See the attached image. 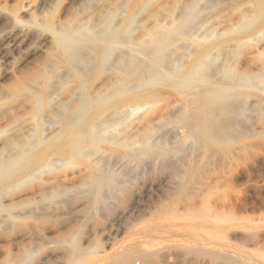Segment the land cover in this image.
Segmentation results:
<instances>
[{"label":"rangeland","instance_id":"374dc122","mask_svg":"<svg viewBox=\"0 0 264 264\" xmlns=\"http://www.w3.org/2000/svg\"><path fill=\"white\" fill-rule=\"evenodd\" d=\"M43 1L0 0V7L5 6L14 12L18 11L15 12L16 16L21 17L19 19L25 23L34 19L52 18L55 21H68L74 16V26H80V23L89 27L95 22H100L99 24L103 22V29L110 28L111 31L112 29L114 31L117 26L126 22V26L120 31L121 39L127 41L128 44L134 43V49L137 51L139 48L141 57L140 60L137 59L139 64L135 67L133 58H130V55L126 53L124 56V51L119 48L115 49L117 51L112 50L107 54L105 60L101 59L99 50L96 52L95 48H91L84 52L83 56L86 57L81 59L89 58L88 63L81 67V80L75 78L73 74L65 75L66 68L58 65L51 70L52 74L51 71L49 72L46 79L50 85H55V91L51 90L54 92L43 93L45 91L42 90V85L33 84L31 85L35 89L31 87V92L27 90L14 92L8 89V85L12 83L11 78L17 77V69L22 64L25 55L33 54L34 48L30 43H27L28 41L22 45L23 47H17L0 40V81H3L0 82V100H2L0 101V157L5 151L7 152L4 155L17 153L16 150H19L20 144H23L22 141L27 136L29 138L32 132V136L35 133L36 137L42 136V138L48 139L54 133L62 131L65 126L63 122L65 114L80 106L84 100H95H91L92 112L84 122L79 123L73 131L71 130L67 134L65 140L74 138L78 134L84 136L85 139L92 135L99 136L98 141L80 147L74 151V154L64 153L57 158H52L50 163L46 162L40 173L35 174L33 178L17 186V189L14 188L10 193L0 195V221L8 220V227H10H7L6 230V228L1 229L0 226V264H8L15 259L20 250L29 249V247L33 255L29 257L31 259L26 264H68V262L69 264L72 262L73 264H110L111 261L113 264H225V262L229 264V260L235 256L219 252L216 249L215 244L210 242L207 235L206 223H198V229L202 230H196L192 236L185 232L184 224L171 222L167 218L170 216L168 214L172 212H176L177 216H183L187 211L206 204L213 208H233L237 215L245 216L251 220L263 219L264 9L260 8L259 0H197L196 9L187 15V21L183 26L184 37L172 38V42L156 56L154 55L155 51L147 49V46L144 51V46L141 47L140 44H147V41L152 38L156 40L155 46H157L159 41L171 36V33L176 29V22L180 23L179 20L185 12L183 8L192 0H90V4L87 3L88 0H45L48 11L44 10L45 12L42 13L39 8ZM28 8L31 10L29 15L25 12ZM106 12L110 14L108 17L104 16L107 14ZM74 13L75 15H73ZM33 14H35L34 17ZM27 15L28 18H26ZM68 16L69 19H67ZM30 17L32 18L30 19ZM78 20L79 23H76ZM93 30L89 33L92 34ZM145 35L149 36V39L143 43ZM136 39L138 40L135 41ZM205 49H207V53L202 55ZM153 55L154 63L152 62V65L145 64ZM120 56L121 58L118 59ZM122 59L124 61L119 62ZM4 62L6 64H3ZM14 62L15 64H13ZM93 63L95 64L93 65ZM87 64L89 66H86ZM193 64L194 70L190 76H187L185 73ZM108 65H111L110 68ZM115 65L116 67H114ZM92 66L94 67L92 68ZM119 66L123 68L124 73ZM132 66L135 68L132 69ZM105 67L109 70L106 71ZM3 69L5 71H2ZM86 69L89 71L86 72ZM152 74L155 75L152 76ZM114 78H116L115 81ZM208 80L213 82L212 87H214L213 90H209L210 95L217 94L216 91L219 90L217 85L229 84L227 87H223L225 89L221 92L222 95L233 96L226 102L216 101L210 106V111L214 113L221 109V105H223L222 108L226 107V118L222 119L224 121L219 120L223 124L217 123L218 126L220 124L223 127L226 126V134L229 133L227 136L233 140L229 148H223L220 145L210 146L211 150L214 149V153H211L210 147L208 150L211 152L207 150L205 141L195 135L193 129L191 130V125L186 126L188 121L185 123L188 116H190L188 119L192 120L198 117V112L192 108L196 107L197 99L194 100L192 96L196 95L197 91L200 93L204 89L202 86ZM124 81L128 87H131H129L130 93L142 95L144 98L146 97V100L138 105L124 108L105 107L96 116L94 110L97 98L102 94H105L104 96L111 95L113 88ZM145 81L148 86L142 84ZM107 82L109 83L107 84ZM137 82L139 83L137 84ZM193 87L194 89H192ZM37 89L42 90L43 93L41 96L43 110L39 116H34V112L31 110L32 101H34L32 95ZM79 91H82V98L77 96ZM96 91L98 92L96 93ZM99 93L100 95H98ZM67 95L70 97L68 98ZM187 98L189 101L185 100ZM67 99H69L68 102ZM220 100L222 101V99ZM69 104H72L73 107ZM61 106H64L63 109ZM56 112L62 114V116L60 113L58 114L60 119L58 115L55 116ZM52 115L56 119L51 117ZM192 120L193 123L196 119ZM180 121L184 123H180ZM48 122H52V127ZM57 122L60 123L57 124ZM182 128L184 129L182 130ZM186 129H190V131H186ZM181 134L183 138L188 137V139L182 140ZM204 152L209 153L205 154ZM152 154L156 160L152 159L154 158ZM149 155L152 158L148 159ZM143 156H145L144 159ZM122 159L123 162H120L119 160ZM146 159H148V163L143 164L142 162L146 163ZM116 160L120 163L118 164ZM152 161L156 163L153 165ZM157 165L159 169L155 168ZM103 167L105 170L111 169L112 172L110 170L103 172ZM192 167H194V171ZM190 168L191 173H189ZM114 169L115 172H113ZM137 172L141 173L137 174ZM97 176H100L103 181L95 180L94 182L97 183H93ZM180 178L183 181H178ZM177 182L178 184H176ZM40 184L47 192L39 200L32 199L24 211L4 208L20 197L32 196ZM50 190L56 193L51 196L53 193ZM112 193L114 194L112 195ZM97 207L98 209H96ZM16 214H25L27 218L18 220ZM260 229L251 232L232 231L228 235V241L236 243L244 249H247V244L249 245L247 250L256 249L264 252V227ZM159 231H162V234ZM165 233L167 234L165 235ZM115 246L116 248H114ZM75 249L79 251V255ZM80 250L83 253L82 251L80 253ZM150 253L151 255H149ZM113 255L114 257L118 256L115 257V260L118 259L116 260L118 263H114ZM156 255L157 258L154 257ZM210 255L212 259L209 258ZM43 259L46 260L43 261ZM128 260L130 263H127ZM233 260L242 264L236 258ZM82 261L85 262L82 263Z\"/></svg>","mask_w":264,"mask_h":264},{"label":"bare ground","instance_id":"6f19581e","mask_svg":"<svg viewBox=\"0 0 264 264\" xmlns=\"http://www.w3.org/2000/svg\"><path fill=\"white\" fill-rule=\"evenodd\" d=\"M18 1V0H17ZM27 1V0H25ZM31 1V0H30ZM90 0H88L87 3H89ZM131 1V0H130ZM196 1L197 0H192V2H190V4H188L185 8H183L185 10L184 14L181 16L180 18V23L177 24L176 22V29L174 32L171 33V36H167L165 37V39L159 41L158 45H156V40L154 39H150V41L147 39H149L148 37H146L147 35H145L144 38H146V40H144L143 38V43L144 41H147L148 43L146 44H140L141 47H143L145 49V46H147V49H152V51H155L156 54H154L155 56L158 55L160 53V51L162 49H164V47L168 46L171 42H172V38L174 37H181L183 36L184 34V29H183V26H185V23L187 21V18L189 15V13H193L194 10L196 9ZM20 2V1H19ZM29 2V1H28ZM57 2V1H56ZM79 2V1H78ZM91 2V1H90ZM76 3V2H75ZM74 3V4H75ZM85 3V2H84ZM56 4V3H55ZM66 4V3H65ZM90 4V3H89ZM41 5V4H40ZM84 5V4H83ZM36 6V5H35ZM90 6V5H89ZM116 6V5H115ZM128 6V4H127ZM259 6L260 8L263 10L264 9V0H259ZM24 7V6H22ZM32 7V5H31ZM34 7V6H33ZM49 7V6H48ZM58 7V6H57ZM56 7V9H57ZM118 7V6H117ZM37 8V7H36ZM63 8V7H62ZM24 9V8H23ZM42 13L45 12V11H48V8H47V4L45 3V0L43 1V4L40 6V8ZM80 9V8H79ZM78 9V10H79ZM117 9V8H116ZM115 9V10H116ZM45 10V11H44ZM60 10V8H59ZM114 10V9H113ZM31 10L28 8L25 12L28 13L29 15V12ZM62 11V9H61ZM65 11V9H64ZM103 11V10H101ZM119 11V10H118ZM16 12V11H15ZM15 12L13 10H9L7 9L5 6L4 7H0V40H3V41H6V43L9 44H13L14 46H21L23 47L22 45L26 44V41H28L27 43H30V45H32V47L34 48L33 50V54L29 55L28 53L25 55V58L23 59V62L22 64L19 66V68L17 69L18 71V74H17V77H15V74H13V76L15 77L14 79L11 78V81L12 83L10 85H8V89H11L12 91L14 92H19L20 90H27L29 92H31V87H33L35 89L34 86H32L31 84L33 85H42L43 88L42 90L45 91L43 93H47V92H54L55 90V85L53 84H49L48 81H46L47 79V76L49 74V72L55 67V66H58V65H62L64 68H66V74L65 75H74L75 78L81 80L80 76H82L81 74V67H84L86 63H88V59H84V60H81L82 57L85 58L83 56V54H85L84 52L86 50H89V49H96V52L99 50L100 52V55H101V59L102 60H105L107 54H109L110 52H112V50H115L118 48L121 50V51H124L123 55L126 54H129L130 55V58H133V66H138L139 64V61L137 59L140 60V57H141V53L140 51H138L139 48H137L136 46V43H135V47L137 48V51L134 49V46L132 43V45L128 44L127 41H124L121 39V30L124 29V27L126 26V22L125 23H122L120 24L119 26H117V28L113 31H111V29H103V22H101V24H99L100 22H95L92 24V26H89L87 27V25H81L79 23V20L78 22L76 23H79L80 26H74L73 23H74V16L75 13L72 15L73 18H71L70 20L68 21H55L52 19H34L32 21H28L27 23H25V21L19 19L21 17H17ZM18 12V11H17ZM16 12V13H17ZM52 12V11H51ZM55 12V11H54ZM76 12V11H75ZM78 12V11H77ZM39 13V12H38ZM101 13V12H100ZM107 13V12H106ZM51 14V13H50ZM56 14V12H55ZM61 14V12H60ZM65 14V13H64ZM63 14V15H64ZM77 14V13H76ZM83 14V13H82ZM87 14V13H86ZM28 15L26 18H28ZM35 14H33V17H34ZM49 15V14H48ZM78 15V14H77ZM81 15V14H80ZM110 14H105L104 16H107ZM19 16V15H18ZM23 16V15H22ZM60 16V15H59ZM85 16V15H84ZM97 16V15H95ZM23 17V18H24ZM39 17V16H38ZM51 17V16H50ZM88 17V16H87ZM32 17H30L31 19ZM42 18V17H40ZM49 18V17H48ZM81 19V17H79ZM95 18V17H94ZM69 19V16L68 18ZM92 19V18H91ZM104 19V18H103ZM106 19V18H105ZM27 20V19H26ZM95 20V19H94ZM101 20V18H100ZM89 21V20H88ZM82 23V22H81ZM87 23V22H86ZM85 23V24H86ZM90 24V23H89ZM78 25V24H77ZM174 26V25H173ZM114 27V26H113ZM112 27V28H113ZM175 28V27H174ZM94 29V30H93ZM91 30H93V33H89ZM172 30V29H170ZM127 33V32H126ZM155 33V31H154ZM153 33V34H154ZM149 34V33H148ZM152 34V35H153ZM126 35V34H125ZM123 35V36H125ZM151 35V36H152ZM170 35V34H169ZM150 36V37H151ZM126 37V36H125ZM184 37V36H183ZM132 38V37H131ZM130 38V39H131ZM29 39V40H28ZM124 39V38H123ZM135 39V38H134ZM126 40V39H125ZM138 39H136L135 41H137ZM142 40V39H141ZM2 41V42H3ZM133 41V40H132ZM140 41V40H139ZM5 44V42H4ZM138 44V43H137ZM29 45V44H28ZM26 45V46H28ZM133 46V47H132ZM153 47V48H150V47ZM3 47V46H2ZM13 47V46H12ZM139 47V46H138ZM140 47V48H141ZM14 48V47H13ZM25 48V47H24ZM141 49L142 51L144 49ZM4 50H6L4 48ZM17 50V49H15ZM25 50V49H23ZM115 50V51H117ZM12 51V50H11ZM26 51V50H25ZM93 51V50H92ZM146 51V49L144 50ZM150 51V50H148ZM2 52V51H1ZM32 52V51H31ZM30 52V53H31ZM120 52V51H119ZM8 53V51H7ZM20 53V52H19ZM121 53V52H120ZM207 53V49L204 50V52L202 53V55L206 54ZM22 54V53H21ZM8 55V54H7ZM14 55V54H13ZM17 55V54H16ZM154 55L152 57L149 58V60L147 61L148 63H145V64H148V65H152V62L154 63ZM198 55V54H197ZM201 55V56H202ZM6 57V54L4 55ZM89 56V55H87ZM15 57V56H14ZM13 57V58H14ZM128 57V55H127ZM4 58V57H3ZM95 58V57H94ZM110 58H113V57H110ZM120 57H118V59H120ZM6 59V58H5ZM9 59V58H8ZM15 59V58H14ZM108 59V58H107ZM199 59V58H198ZM197 59V60H198ZM95 60V59H94ZM8 61V60H7ZM90 61V60H89ZM111 61V60H110ZM114 61V60H113ZM124 61L123 59L122 60H119V62H122ZM130 61H132V59H130ZM16 62V60H15ZM15 62L13 64H15ZM91 62H94V61H91ZM115 62V61H114ZM107 63V62H106ZM3 64H6L5 62ZM12 64V65H13ZM95 63H93L94 65ZM105 64V63H104ZM111 64V63H110ZM119 65L121 63H118ZM123 64V63H122ZM90 65H92L90 63ZM113 65V64H112ZM124 65V64H123ZM7 66V65H5ZM4 66V67H5ZM86 66H89V64H87ZM111 65H108V68H110ZM132 66V69L135 68ZM8 67V66H7ZM94 66H92L93 68ZM116 67V65L114 66ZM113 67V68H114ZM118 67V66H117ZM120 67V66H119ZM194 64L192 66H190L187 70V72L185 73L187 76H190L191 73L193 72L194 70ZM14 68V66H13ZM107 68V67H105ZM106 69V71H108L109 69ZM121 68V67H120ZM119 68V69H120ZM7 69V68H6ZM84 69V68H83ZM115 69V68H114ZM85 70V69H84ZM88 69H86V72ZM103 70V68H102ZM121 70H123V68H121ZM2 71H5L4 69ZM13 71V70H12ZM83 71V70H82ZM140 71V70H139ZM1 72V71H0ZM124 73V70L122 71ZM3 73V72H2ZM4 74V73H3ZM51 74H52V71H51ZM64 74V73H62ZM157 74V73H155ZM155 74H152L155 75ZM103 75V74H101ZM117 75V74H116ZM6 76V75H5ZM70 77V76H69ZM91 78V74L89 76ZM115 77V76H114ZM63 78V77H62ZM68 78V77H67ZM150 78V77H149ZM148 78V79H149ZM116 78H114V81H115ZM5 80V79H4ZM66 80V79H64ZM83 80V79H82ZM143 80V79H141ZM7 81V80H6ZM147 81V80H146ZM145 81V83H146ZM0 82H3V81H0ZM55 82V81H54ZM84 82V81H83ZM149 82V81H148ZM109 82H107L108 84ZM114 83V82H113ZM126 81L124 82H121L119 84H117V87L113 88V92L111 95L109 96H104L105 94H102L100 95V93L98 95H100L98 98H97V102H96V108L94 111H96V116L99 114V112H101L103 109L102 108H105V107H110V106H114V107H129V106H134V105H138V103H141V102H144L146 99V97L144 98L142 95H139V94H132L130 93L129 89L130 88L125 84ZM139 82H137L138 84ZM141 83V81H140ZM142 83L143 85H147L148 84L146 83ZM206 84L202 86V88H204L202 91H197L195 90L196 92V95H193L192 98H194V100H196V107H192L193 109H196V111L198 112V117H196L195 120L193 123L191 122L190 119H188L190 116H188L187 120L185 121V123L188 121V124L186 123V126L188 125H191V130L193 129L195 135L197 137H199L200 139L204 140L206 145H207V150L209 149L208 147L212 146V145H220L222 146L223 148H229L230 145L232 144V139L231 137H228L227 135L229 134H226V126L223 127L221 126H218V123L219 120H222L224 118H226V115H227V112H225L226 110V107L225 108H222L223 105H221V109H219V111L217 112H212L210 111V106L212 103H215L216 101H219V102H226L228 101L229 99H231L233 96H229L228 94L226 95H222V92L225 88L223 87H227L229 84L227 85H224V86H221V85H217L219 90L217 89L216 93L217 94H214V95H210V91L209 90H213L214 87H212L213 85V82L208 80L205 82ZM224 84V83H222ZM77 85V84H76ZM112 85V84H111ZM135 85V83H134ZM133 85V86H134ZM105 86V85H104ZM140 86V84H139ZM29 87V88H27ZM40 87V86H39ZM110 87V86H109ZM5 88V87H4ZM105 88V87H104ZM142 88V87H141ZM194 89V87L192 88ZM5 90V89H4ZM42 90L40 89H37L33 92V97H34V101L33 102V105L31 107V110L34 112V116H39L41 111L43 110L42 108V95L43 93L41 92ZM51 90H54V91H51ZM77 90V89H76ZM99 90V89H98ZM103 90V89H102ZM106 90V89H105ZM83 91V90H82ZM82 91H79L77 93V96L79 98H82V94L81 92ZM4 92V91H3ZM8 92V91H6ZM98 91H96L97 93ZM2 93V92H1ZM104 93V91H103ZM75 94V93H74ZM94 91H93V95H94ZM47 96L50 95V94H46ZM235 95V94H233ZM27 96V95H26ZM30 96V95H28ZM68 96V95H67ZM74 96V95H73ZM147 96V95H146ZM31 97V96H30ZM70 96H68L69 98ZM95 97V96H94ZM188 97H190L188 95ZM240 97V96H238ZM9 98V97H8ZM13 98V97H12ZM67 98V97H66ZM93 98V97H92ZM5 100V98H3ZM91 99V97H90ZM152 99V98H151ZM222 99V101L220 100ZM11 100V99H10ZM69 99H67V102H68ZM84 100V99H83ZM82 100V101H83ZM92 100V99H91ZM84 100L80 106H78L77 108L75 109H71L70 111H68L65 115V119L63 120L64 122V128L62 131H58L56 133L53 134L52 137L48 138V139H44L42 138V136H38L36 137L35 136V133H34V136H32L33 132L32 130L35 129H30L31 130V136H27V138L22 141L23 144H20V147L18 148L19 150H16L18 151L17 153L15 154H9V155H4L7 151H5V153H3V155L0 157V195H6L8 193L11 192V190H13L14 188L17 189L16 187L23 184L24 182H27L30 178H33V176L37 173H40V170L43 168L44 165H46V162H49L52 158H57L58 156H60V154H63L66 153V154H74V151H77L80 147L82 146H85L87 144H93L94 141H98L97 139L99 138V136H90L88 138L85 139L84 136H82L81 134H78L76 135L74 138H71V139H67L65 140L67 134L73 129L74 127H76L79 123L81 122H84L87 117L89 116V114L92 112V101L94 100ZM185 100H188L189 99H185ZM192 100V99H190ZM2 101V100H0ZM7 101V99H6ZM95 101V100H94ZM29 102H31L29 100ZM192 104L194 102H191ZM190 103V104H191ZM65 104H67L65 102ZM191 104V105H192ZM64 105V104H62ZM68 105V104H67ZM72 104H69V106H71ZM194 106V105H192ZM64 107V106H63ZM63 107L61 106V108L63 109ZM73 107V105L71 106ZM48 108V105L46 107V110ZM59 108V109H61ZM66 108V106H65ZM67 108L69 109V107L67 106ZM228 109V108H227ZM125 110H128V109H125ZM45 111V110H44ZM62 112V110H59ZM124 111V110H123ZM64 112V111H63ZM62 112V113H63ZM121 112V111H120ZM188 112V110H187ZM185 112V114L187 113ZM60 113V112H59ZM58 113V114H59ZM32 115V113H30ZM55 114V113H54ZM57 112H56V115H58ZM121 114V113H120ZM181 114V113H180ZM179 114V115H180ZM188 114V113H187ZM43 115V114H42ZM60 115L62 116V114L60 113ZM48 116V115H47ZM186 116V115H185ZM31 117V116H30ZM53 117V115L51 116ZM50 117V118H51ZM59 117V115H58ZM117 117V116H116ZM32 118V117H31ZM42 118V117H41ZM55 118V117H53ZM33 119V118H32ZM44 119V118H42ZM56 119V118H55ZM60 119V117H59ZM113 119V118H112ZM173 119V118H172ZM177 119L179 120L180 119V116L179 118L177 117ZM40 120V119H39ZM46 122H47V119H45ZM50 120V119H49ZM177 120V121H178ZM192 120V121H193ZM52 121V120H51ZM176 121V119H175ZM224 121V120H222ZM36 122V121H35ZM116 122V121H115ZM179 122V121H178ZM182 121H180L181 123ZM218 122V123H217ZM52 127V122H48ZM60 123V122H59ZM57 122V124H59ZM98 123V122H96ZM179 123V124H180ZM184 123V122H182ZM223 124V122H221ZM38 124V123H37ZM56 124V125H57ZM178 124V123H177ZM55 126V125H54ZM185 126V127H186ZM47 127V126H46ZM45 127V128H46ZM184 127V126H183ZM54 128V127H53ZM188 128V127H186ZM48 129V127H47ZM57 129V128H56ZM86 129V128H85ZM184 128H182L183 130ZM49 130H51L49 128ZM157 130V129H156ZM180 130V131H182ZM36 131V130H35ZM48 131V130H47ZM91 131V130H90ZM151 131V130H149ZM148 131V132H149ZM185 131V130H184ZM186 131H190V129H186ZM94 132V131H93ZM106 132V131H105ZM104 132V134H105ZM192 132V131H191ZM228 132V130H227ZM46 133V131H45ZM84 133V132H83ZM92 133V131H91ZM96 133V132H95ZM94 133V134H95ZM98 133V132H97ZM96 133V134H97ZM150 133V132H149ZM185 133V132H184ZM190 133V132H189ZM73 134V133H72ZM70 134V135H72ZM95 134V135H96ZM144 135V134H143ZM147 136H149V134H146ZM192 135V134H191ZM190 135V136H191ZM45 136V135H44ZM101 136V134H100ZM145 136V135H144ZM183 135L181 134V138L182 140L184 138L188 139V137H182ZM185 136V135H184ZM169 138V137H168ZM192 138V137H190ZM189 138V139H190ZM181 141V140H180ZM138 142V141H137ZM140 142V141H139ZM184 142V141H183ZM133 143V142H132ZM143 143V142H142ZM171 143V142H170ZM130 144V143H128ZM134 144V143H133ZM132 146V144H130ZM129 145V146H130ZM136 145V144H135ZM15 146V145H13ZM125 146V145H124ZM123 146V147H124ZM128 146V147H129ZM130 146V147H131ZM137 146V145H136ZM166 146V145H165ZM200 146H203L200 144ZM120 147V146H119ZM147 147V146H146ZM164 147V145H163ZM162 147V148H163ZM7 148V146H6ZM12 148V147H10ZM160 148V149H162ZM165 148V147H164ZM167 148V147H166ZM201 148V147H200ZM203 148V147H202ZM16 149V147H15ZM131 149V148H130ZM169 149V148H168ZM206 149V148H205ZM7 150V149H6ZM84 150V149H83ZM123 150V149H122ZM203 150V149H202ZM210 150H211V147H210ZM214 150V149H213ZM213 150L209 151L211 153H214ZM15 151V150H14ZM139 151V150H138ZM157 151V150H156ZM169 151V150H168ZM206 151V150H204ZM3 152V151H2ZM81 152V151H79ZM83 152V151H82ZM127 152V151H126ZM137 152V151H136ZM161 152V151H160ZM164 152V151H163ZM207 152V153H209ZM9 153V152H8ZM77 153V152H76ZM124 153V152H123ZM200 153V152H199ZM205 154H207L206 152H204ZM78 154V153H77ZM157 154V153H156ZM201 154V153H200ZM199 154V155H200ZM218 154V153H217ZM216 154V155H217ZM79 155V154H78ZM113 155V154H112ZM115 155V154H114ZM139 155V154H138ZM159 155V154H158ZM165 155V154H164ZM204 155V154H202ZM209 155V154H208ZM211 155V154H210ZM209 155V156H210ZM69 156V155H68ZM82 156V155H80ZM147 156V155H145ZM145 156H143V159L145 158ZM153 156V154H152ZM166 156V155H165ZM215 156V155H214ZM79 157V156H78ZM141 157V156H140ZM154 157V156H153ZM63 158V156H62ZM70 158V157H69ZM130 158V157H128ZM149 158H152L150 155L148 156V159ZM203 158V157H202ZM64 159V158H63ZM121 159V158H119ZM141 159V158H139ZM142 159V160H143ZM148 159H146V163L145 162H142L143 164H147L148 163ZM152 159H155L156 158H152ZM208 159V158H206ZM210 159V158H209ZM208 159V160H209ZM217 159V158H216ZM54 160V159H53ZM57 160V159H56ZM135 160V159H134ZM151 160V159H150ZM149 160V161H150ZM162 160V159H161ZM207 160V161H208ZM212 160V159H211ZM60 161V160H59ZM118 162V160H116ZM120 162L122 161L123 162V159L122 160H119ZM206 161V160H205ZM206 161V162H207ZM227 161V160H226ZM62 162V161H61ZM116 162V163H117ZM118 162V164L120 163ZM130 162H132V160H130ZM151 162V161H150ZM153 162V165L154 161ZM161 163L163 161H160ZM193 162V161H192ZM200 162V161H199ZM211 162V161H210ZM50 163V162H49ZM141 163V164H142ZM194 163V162H193ZM202 163V162H201ZM129 164V163H128ZM131 164V163H130ZM129 164V165H130ZM158 164V163H157ZM169 164V163H168ZM187 164V163H186ZM192 164V163H191ZM195 164V163H194ZM156 165V164H155ZM167 165V164H166ZM171 165V164H170ZM204 165V164H203ZM89 166V165H88ZM123 166V165H121ZM127 166V165H126ZM165 166V165H163ZM187 167V165H185ZM189 166V164H188ZM192 166V165H191ZM190 166V167H191ZM201 166V165H200ZM206 166V164H205ZM97 167V165H96ZM102 167V166H100ZM114 167V166H113ZM124 167V166H123ZM149 167V166H148ZM147 167V169H149ZM167 167V166H166ZM170 167H174V166H170ZM196 167V166H195ZM108 168V167H107ZM115 168V167H114ZM129 168V167H128ZM152 168V167H150ZM154 168V166H153ZM152 168V169H153ZM157 169L158 168V165L157 167H155ZM194 167H192V170H193ZM197 168V167H196ZM104 169V167L102 168ZM101 169V170H102ZM127 169V168H126ZM125 169V170H126ZM198 169V168H197ZM196 169V170H197ZM93 170V169H92ZM100 170V171H101ZM107 170H110L111 169H107ZM107 170H103V172L107 171ZM113 170V169H112ZM129 170V169H128ZM144 170V169H143ZM169 170V169H168ZM185 170H187V168H185ZM191 173V168L189 169ZM202 170V169H201ZM150 171V169H149ZM162 171V170H161ZM183 171V170H182ZM194 171V170H193ZM192 171V172H193ZM203 171V170H202ZM99 172V171H98ZM112 172V171H111ZM115 172V169L114 171ZM143 172V171H142ZM146 172V170H145ZM152 172V171H150ZM179 172V171H178ZM204 172V171H203ZM96 173V172H95ZM100 173V172H99ZM110 173V172H109ZM128 173V172H127ZM141 173V172H140ZM137 172V174H140ZM148 173V171L146 172ZM202 173V172H201ZM106 174V173H105ZM111 174V173H110ZM113 174V173H112ZM124 174L126 175V171L124 172ZM123 174V175H124ZM130 174V173H129ZM132 174V173H131ZM144 174V173H143ZM184 174V173H182ZM200 174V172H199ZM147 175V174H145ZM175 175V174H174ZM189 175V174H188ZM191 175V174H190ZM189 175V176H190ZM195 175V174H194ZM193 175V176H194ZM198 175V174H197ZM78 176V175H77ZM93 176V175H92ZM104 176V175H103ZM108 174L106 175V178H107ZM138 176V175H136ZM176 176V175H175ZM181 176V175H180ZM183 176V175H182ZM40 177V176H38ZM37 177V178H38ZM129 177V176H128ZM123 178V177H121ZM134 178V177H132ZM183 178V177H182ZM195 178V177H194ZM199 178V177H198ZM94 179V178H93ZM127 179V178H126ZM187 179V178H186ZM190 179V178H189ZM88 180V179H86ZM97 181V182H101L103 181L102 178H100V176H97L96 179L93 180V183H97V182H94V181ZM123 180V179H122ZM121 180V181H122ZM182 179L180 178V180L178 179V181H181ZM89 181V180H88ZM127 181V180H125ZM124 181V182H125ZM183 181V180H182ZM86 182V181H85ZM84 183V182H83ZM123 183V182H121ZM197 183V182H196ZM178 184V182L176 183ZM82 185V184H81ZM87 185V184H86ZM88 185H89V182H88ZM87 185V186H88ZM100 185V184H99ZM190 185V184H189ZM85 186V184H84ZM104 186V185H103ZM122 186V185H121ZM98 187V185H97ZM96 187V188H97ZM76 188V187H75ZM81 188V186H80ZM82 188L83 185H82ZM89 188V187H87ZM100 188V187H99ZM193 189V188H192ZM177 190V189H176ZM51 191V190H50ZM62 191V190H60ZM99 191V190H98ZM45 192H47L46 190H44V186H42V184H40L38 186V188L33 192L32 196H25L23 198H19L18 200H14L10 205L8 206H5L4 208L6 209H9V210H21V211H24V208L32 201V199H38L41 198L42 196L45 195ZM49 192V190H48ZM90 192V191H89ZM177 192V191H175ZM51 193H53V191H51ZM56 193V192H54ZM54 193L51 195L53 196ZM59 193H62V192H59ZM193 193V192H192ZM213 193V192H212ZM211 193V194H212ZM216 193V192H215ZM50 195V193H47V195ZM114 193H112L113 195ZM172 194V193H170ZM181 194V192H180ZM46 195V196H47ZM57 195V194H55ZM179 195V194H178ZM182 195V194H181ZM191 195V194H190ZM177 196V195H176ZM48 197V196H47ZM50 197V196H49ZM110 197V196H109ZM114 197V196H113ZM18 198V197H17ZM51 198V197H50ZM53 198V197H52ZM112 198V197H111ZM182 198V197H181ZM109 199V198H108ZM182 200V199H181ZM9 201V200H8ZM44 201V200H43ZM204 201H205V198H204ZM103 203H105V201H102ZM107 202V201H106ZM178 202V201H177ZM179 203V202H178ZM176 203V204H178ZM36 204H37V201H36ZM102 205V203H101ZM109 207V204H107ZM104 206V205H102ZM172 206V205H171ZM29 207V206H28ZM176 208V207H175ZM174 208V209H175ZM5 209V210H6ZM98 209V207L96 208ZM108 209V208H107ZM1 210V209H0ZM8 210V211H9ZM158 210V209H157ZM165 210V209H164ZM177 210V208L175 209ZM174 210V211H175ZM4 211V210H3ZM26 211V210H25ZM33 212V211H32ZM170 212V211H169ZM178 212V211H177ZM11 213V212H10ZM160 213V212H159ZM158 213V214H159ZM168 213V212H167ZM176 212H172L170 214H168V220L171 221V222H180L182 224L185 225V232L189 235H194L196 230H199L201 228L198 229L197 227V224L198 223H206V226L208 227L206 230H207V235L209 237V240L211 243L215 244V247L216 249L219 251V252H225V253H228L230 256L233 255L235 256L236 259L239 260V262H241L242 264H264V252L263 251H257L256 249L255 250H247L249 245H247L246 243V247L247 249H244V247H241L239 246L238 244L236 245V243H232L230 241H228V235L230 234V232L232 231H236V230H242V231H246V232H251V231H255V230H258V229H262L264 227V212L262 213L263 215V219H258V220H251L245 216H239L237 215V213L235 212V209L233 208H225V207H216V208H213V207H210L209 205H206V204H203L201 205L199 208H194L192 210H189L186 212V214H184L183 216H177L175 214ZM13 214V213H12ZM10 214V215H12ZM35 214V213H34ZM102 214V213H101ZM166 214V213H164ZM179 214V213H178ZM18 215V214H16ZM160 215V214H159ZM167 215V214H166ZM11 217V216H10ZM15 217V216H14ZM13 217V219H14ZM4 218H5V215H4ZM12 218V217H11ZM27 216L24 214H21V215H18L17 216V219L18 220H24L26 219ZM9 219V218H8ZM11 220V219H10ZM14 221V220H12ZM156 221V220H155ZM165 221V220H163ZM15 222V221H14ZM159 223V222H158ZM163 223V222H162ZM14 224V223H13ZM9 223H8V220H1L0 221V226L2 227L1 229H5L7 230V227H8ZM169 225V224H168ZM167 225V227H168ZM12 226V224H11ZM13 227V226H12ZM166 227V228H167ZM10 228V227H8ZM14 228V227H13ZM172 228V227H171ZM202 228L204 229V227L202 226ZM34 229V228H32ZM180 230V228H178ZM260 229V230H261ZM159 230V229H158ZM171 230V229H170ZM175 230H176V227H175ZM202 230V229H201ZM205 230V229H204ZM164 231V230H163ZM9 232V231H8ZM155 232V231H154ZM162 232V231H161ZM159 231V233H161ZM177 232V230H176ZM257 232V231H256ZM153 234V232H152ZM162 234V233H161ZM164 234V233H163ZM167 233H165L166 235ZM173 234V233H172ZM154 235V234H153ZM25 236V235H24ZM31 236V235H30ZM40 236V235H39ZM157 236V235H156ZM160 236V234H159ZM179 236V235H178ZM32 237L33 234H32ZM61 237V236H60ZM148 237V236H147ZM154 237V236H153ZM195 237V236H194ZM31 238V237H30ZM37 238V237H36ZM35 238V241H37ZM134 238V237H133ZM200 238V237H198ZM197 238V239H198ZM32 239V238H31ZM38 239V238H37ZM44 239V238H43ZM24 240V239H23ZM34 240V239H33ZM137 240V239H136ZM203 240V239H202ZM16 241V240H15ZM25 241V240H24ZM39 241V240H38ZM248 241V240H247ZM28 242V241H27ZM34 242V241H33ZM40 242V241H39ZM38 242V243H39ZM129 242V241H128ZM125 244L127 242H124ZM123 243V244H124ZM28 244V243H27ZM26 244V245H27ZM35 244V243H34ZM41 244V243H40ZM43 244V243H42ZM16 245V244H15ZM14 245V247H15ZM241 245V244H240ZM244 245V244H243ZM35 246V245H34ZM245 246V245H244ZM251 246V245H250ZM28 247V246H27ZM245 247V248H246ZM255 247V246H254ZM258 247V246H257ZM40 248V247H39ZM116 248V246L114 247ZM134 248V247H133ZM33 249V247H32ZM41 249V248H40ZM78 249V248H77ZM128 249V248H127ZM130 249H132L130 247ZM251 249V248H250ZM36 250V249H34ZM45 250V249H44ZM76 250V249H75ZM79 250V249H78ZM198 250V249H197ZM206 250V249H205ZM39 251V250H38ZM74 251V250H73ZM72 251V252H73ZM82 250H80V253H81ZM126 251V250H125ZM130 251V250H128ZM137 251V250H135ZM141 251V250H140ZM156 251V250H155ZM202 251V250H201ZM8 252V251H7ZM77 254L79 253V251H77ZM85 252V251H84ZM88 252V251H87ZM93 252V251H92ZM91 252V254H92ZM110 252V251H109ZM118 252V251H117ZM132 252V251H130ZM216 252V251H215ZM36 253V252H35ZM83 253V251H82ZM90 253V252H88ZM133 253H136L133 251ZM138 253V252H137ZM140 253V252H139ZM187 253V252H186ZM204 253V252H203ZM72 254V253H71ZM75 254V253H73ZM86 254V253H85ZM120 254V253H119ZM147 254V253H146ZM152 254H153V251H152ZM192 254V253H190ZM32 251L29 247L28 248H24L22 250H20V252H18V254H16L15 256V259L11 260L10 262H8V264H26L28 262L30 256H32ZM79 255V254H78ZM94 255V253H93ZM95 255H96V252H95ZM118 255V254H117ZM132 255V254H130ZM134 255V254H133ZM132 255V256H133ZM151 255V253L149 254ZM207 255V254H206ZM226 255V254H225ZM72 256V255H71ZM70 256V257H71ZM86 256V255H85ZM138 256V255H137ZM145 256V255H143ZM159 256V255H158ZM209 256V255H208ZM35 257V256H34ZM50 257V256H49ZM77 256L75 255V258ZM94 257V256H93ZM92 257V258H93ZM100 257V256H99ZM116 257V256H115ZM115 257L113 255V258H114V263H118V261L116 262V259L115 260ZM118 257V256H117ZM116 257V258H117ZM122 257V255H121ZM121 257H119V259H121ZM127 257V256H126ZM131 257V256H130ZM140 257H141V254H140ZM149 256H147L148 258ZM157 258V255L154 256ZM213 258L215 256H212ZM227 257V256H226ZM229 257V256H228ZM33 258V257H32ZM73 258V257H71ZM135 258V257H134ZM133 258V259H134ZM144 258V257H143ZM155 258V259H156ZM211 258V255L210 257ZM232 258V257H231ZM233 258V259H235ZM53 259V258H52ZM90 259V258H89ZM99 259V258H98ZM104 259V258H103ZM128 259V257L126 258ZM132 259V258H131ZM145 259V258H144ZM150 259V257H149ZM212 259V258H211ZM217 259V258H216ZM233 259H230L229 260V264H237L238 262L234 261ZM46 260V259H43V261ZM72 260V259H71ZM70 260V261H71ZM88 260V259H87ZM101 260V259H100ZM221 260H222V255H221ZM225 260V259H224ZM75 261V260H74ZM151 261V260H150ZM154 261V260H153ZM152 261V262H153ZM214 261V260H213ZM223 261V260H222ZM68 262V261H67ZM85 262V261H84ZM82 261V263H84ZM113 262V261H111ZM110 264H113L111 263ZM132 262V260H131ZM146 262V260H145ZM149 262V261H148ZM155 262V261H154ZM225 262V261H224ZM38 263V262H37ZM80 263V262H78ZM123 263V262H122ZM126 263V262H125ZM127 263H130V261L128 260ZM151 263V262H150ZM215 263V261H214ZM217 263V261H216ZM43 264V263H42ZM45 264V263H44ZM69 264V262H68ZM73 264V262H72ZM77 264V263H76ZM131 264V263H130ZM225 264H227L225 262ZM239 264V263H238Z\"/></svg>","mask_w":264,"mask_h":264}]
</instances>
